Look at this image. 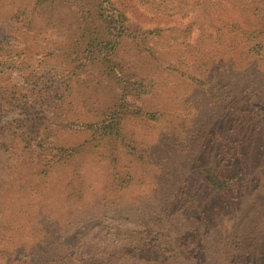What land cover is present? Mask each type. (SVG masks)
Listing matches in <instances>:
<instances>
[{
	"label": "trees",
	"instance_id": "1",
	"mask_svg": "<svg viewBox=\"0 0 264 264\" xmlns=\"http://www.w3.org/2000/svg\"><path fill=\"white\" fill-rule=\"evenodd\" d=\"M33 1L44 4L55 0ZM103 1L107 8L102 6ZM121 1L101 0L97 3L93 13L103 27L100 35L95 31L93 38L85 40V47L74 52L70 58L68 53L56 52L61 61L56 62L51 70L47 68L42 75L36 72V63L33 66L26 62L27 57L23 51L8 52L4 40H0V120L16 108L22 116L10 123L0 124V213L4 210L7 212L0 214V264H169L174 259L180 260V264H226L223 259L232 256L224 255L221 258L220 254L215 253L216 247L238 249L246 238L243 231L235 235L238 239L217 233V240L212 241L209 236L201 233L204 216L202 210L196 209L198 199L179 172L172 167L160 170L161 180L153 182L151 199H144L128 207L119 204L120 192L139 184L138 180H134L136 165L130 159L132 156L138 160L144 159L141 151H132L136 148V145L131 144L134 142V132L126 129L125 121L130 116L138 120L158 119L139 104L142 95L149 91L143 78L121 77L117 74L119 64L113 59V50L121 40L132 36L138 29V22H129L127 8ZM258 2L251 0L247 5L248 9L255 10L261 16L262 13L264 15V6H259ZM196 8L199 11L194 9L193 17L197 16L199 20L200 37L205 38V43H215L219 47L223 35L238 31L247 54L258 56L264 51V22L260 21L261 18L256 22L257 27L250 22L243 26V22L237 19L222 22L226 27L223 30L218 28L219 24L212 22L207 2ZM163 29L157 27L154 30ZM86 30L90 31L87 26ZM37 63L47 64L42 60ZM87 65H98L104 76L115 78L119 87L114 96L115 102L94 116L85 115L86 118H81V115L70 116L65 111L59 113L58 108L64 102L61 100L62 94L70 92L72 82L86 72ZM47 77L48 81H54L52 85L44 84ZM60 77H64L62 85ZM11 78L15 82L21 79V87L17 90L16 85L5 88L3 83ZM213 99L210 103L218 107L219 102ZM224 101L230 104L226 107L230 117L227 119L226 116L225 125L233 126L240 118L245 120L247 116L246 125L256 130L246 112L251 101L264 104V89L250 80L241 83L237 92L230 91L228 99ZM38 106L41 107L40 112L51 109L54 116L51 119L34 116ZM226 109L221 108L218 113ZM213 116L215 128L211 133L207 130L202 134L201 142L213 143L216 136L220 138L217 126L224 121H217L218 116ZM243 123L239 122V131L244 128ZM236 130L234 125L230 134L237 133ZM53 131L57 135L61 132L69 135L85 133L87 137L79 143H63ZM205 146L206 143H201L202 148ZM250 149L256 158L250 156V159L248 156L247 170L251 171L248 175L252 173V166L264 167L263 133L256 145L248 146L247 152ZM204 151H211V148ZM215 151V154L213 152L210 155V161L203 160L200 153L196 152L189 154V161L195 166L206 187L215 192L214 203L217 204L215 210L211 207L210 210L219 214L225 208H235L236 196L241 195L237 194L238 190H243L239 178L234 174L238 171L237 158L241 155L236 148ZM127 156L128 160L123 161ZM88 157L94 161H87ZM101 161L108 169L105 179L100 178L101 164L97 165ZM91 164L97 166V171L95 169L91 172ZM92 175L99 180L97 199L102 202L96 211L91 209V203L82 204L81 200L84 190L93 184L90 181ZM51 181L59 186L55 189V199L50 203H59L60 209V203H65L66 210H55L53 206L44 207L40 202L33 201L31 205L36 206V210H26L24 213V202L20 198L26 192L40 197ZM38 185L45 187L40 191ZM60 193L61 199L56 197ZM52 195L51 192V198ZM4 201H10L11 204L3 206ZM247 202L249 206L252 204L249 199ZM25 206L27 208L30 204ZM243 206L244 203L239 202V213L247 211ZM184 207L190 211L181 212L180 209ZM64 216L74 217L70 222H64ZM88 226L91 230L88 236H84L88 231L83 230Z\"/></svg>",
	"mask_w": 264,
	"mask_h": 264
},
{
	"label": "rangeland",
	"instance_id": "2",
	"mask_svg": "<svg viewBox=\"0 0 264 264\" xmlns=\"http://www.w3.org/2000/svg\"><path fill=\"white\" fill-rule=\"evenodd\" d=\"M258 1L259 6H264V0ZM99 2L101 0H55L37 4L33 0H0V40H4L8 52L23 51L27 57L26 62L33 66H36V63L38 65L35 68L36 72L42 75L46 73L47 68L51 70L52 66H56V62L61 61L56 52L68 53L70 58L74 52L85 47V40L93 38L95 31L98 36L100 35L103 27L93 13ZM206 2L210 7L212 22L215 25L219 24L218 28L223 30L226 27L222 22H232L236 19L243 22V26L250 22L257 27L256 22L260 18V21L264 22L263 13L259 16L255 10L248 9L247 4H250L251 0H127L125 3L121 1L127 8L129 22H138L136 23L138 29L132 36L121 40L113 50V59L119 64L117 74L121 77L125 75L143 78L144 83L148 84L149 91L142 95L139 104L144 110L155 114L158 119L138 120L130 116L125 121L126 129L134 132V142L131 144L136 145V148L132 151L135 153L141 151L145 161L132 156L131 163L136 165L134 180H138L139 184L121 191L118 201L122 207H128L132 204L137 205L144 199H151L154 191L153 182L161 180L160 170L172 167L179 172L185 184L198 199L196 209L202 210L204 216L201 233L209 236L212 241L217 240V233L238 239L235 235L243 231L242 234L246 236L238 249L229 250L218 246L215 253L220 254L221 258L224 255L232 256L223 259L226 264L235 262L264 264V167L252 166L251 175H248L251 171L247 170L248 156L256 158L251 153L252 149L247 152L248 146L256 145L261 134H264V104L251 101L246 112L253 120V129L256 130L253 131L246 125L245 121L248 120L246 116L245 120L240 118L236 121L234 125L237 127V133L231 135L230 129L234 125H225L230 117L226 107L230 104L224 101L228 99L230 91L237 92L241 83L250 80H254L257 86L264 89V51L258 56L247 54L245 43L238 36V31L223 35L219 40V47L215 43H205V38L200 37L201 32L197 24L199 20L197 16L196 19L193 17V13L194 9L199 11L196 7ZM102 6L107 8L104 1ZM86 26L90 31L86 30ZM157 27L164 29L154 30ZM209 29L211 30V27ZM38 60L47 64L39 65ZM48 77L44 84L52 85L54 81L50 82L51 79L48 81ZM193 77L196 79H192ZM60 78L59 82L62 85L64 77ZM17 81L15 82L13 78L7 79L3 86L10 88L11 85H16L17 90L21 87V79ZM118 90L114 77L104 76L98 65H87L86 72L72 82L70 92L62 94L61 100L64 102L58 108L59 113L65 111L70 116L81 115V118H86L85 115L94 116L105 106L115 102L114 96ZM212 95H215L214 99ZM212 99H217L218 107L210 103ZM221 108L226 110L218 113ZM40 110L41 107H36V113L34 111L33 115L40 116L41 119H51V116H54L51 109L44 112ZM213 115L218 116L217 121H224L217 126L220 138L216 136L213 143L201 142L202 134L207 130L211 133L215 128ZM21 117L19 109L16 108L14 112L2 116L0 124L10 123L13 119ZM239 122H244L241 131ZM53 133L56 138L59 136L58 140L63 143H79L87 137L85 133L73 135L66 132L58 135L56 131ZM201 143H206V146L202 148ZM206 148H211V151H204ZM222 148H236L240 152L241 156L237 158L238 171L234 174L239 178L243 190H238L237 194L241 195L236 196L235 208H225L218 214L210 210V207L214 209L217 204L214 203L215 192L206 187L195 166L190 163L189 154L200 153L203 160L210 161V155ZM88 158L87 161L90 160L91 163L94 161L92 157ZM127 158L129 157H124L123 161H127ZM99 164L100 178L105 179L108 169L102 161L97 163ZM91 165L93 167L91 172L95 169L97 171V166ZM234 174L231 175L235 176ZM96 178L92 175L90 181L93 184L84 190L81 199L82 204L91 203V209L95 211L100 209L102 203L97 199L100 188L97 185L99 180ZM175 178L178 180L177 176ZM38 186L40 191L45 187ZM58 186L59 184L54 181L49 182L45 187L48 189L40 197L26 192L24 197L20 198L24 202L22 207L24 213L26 210L32 212L36 210L37 207L31 205L33 201L40 202L39 204L44 207L50 205L55 210H66L65 203H60L61 209L59 203H50L55 199L54 193ZM56 197L61 199L62 193ZM248 199L252 202L250 206ZM239 202L244 203L243 208L247 210L245 213H239ZM10 204V201H4L2 205L7 207ZM29 204L30 206L26 208L25 205ZM48 209L46 208L47 211ZM180 211L184 213L190 209L184 207ZM5 212L6 210L1 211L0 214ZM49 215L52 216L51 213ZM72 218L64 216L62 219L64 222H70ZM70 226L71 224L67 227ZM89 230H91L89 226L84 228L83 231H88L84 236L89 235ZM169 264H180V260L174 259Z\"/></svg>",
	"mask_w": 264,
	"mask_h": 264
}]
</instances>
